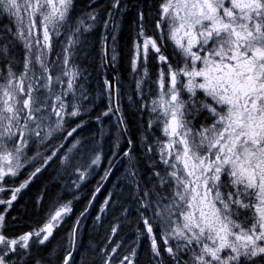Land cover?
Returning <instances> with one entry per match:
<instances>
[{
  "label": "snow or ice",
  "instance_id": "obj_1",
  "mask_svg": "<svg viewBox=\"0 0 264 264\" xmlns=\"http://www.w3.org/2000/svg\"><path fill=\"white\" fill-rule=\"evenodd\" d=\"M132 8L0 0V264H264V0Z\"/></svg>",
  "mask_w": 264,
  "mask_h": 264
},
{
  "label": "trees",
  "instance_id": "obj_2",
  "mask_svg": "<svg viewBox=\"0 0 264 264\" xmlns=\"http://www.w3.org/2000/svg\"><path fill=\"white\" fill-rule=\"evenodd\" d=\"M106 0H101V3H105ZM129 4V11L125 17V22L122 26V33H121V48L123 52V59L120 62V71L123 74L125 83L131 82V66L128 59V53L130 48V39L134 35L133 33V20L135 19V10L132 8V5L137 3V0H127ZM134 87V84H133ZM97 103H100L98 100ZM106 103V100L104 101ZM133 109H127L126 114L130 121V133L133 137H137L139 135L138 127H137V117L132 114ZM122 171V169H121ZM120 173L118 172L117 175ZM115 179V177H113ZM88 224L91 225V220L88 221ZM108 226V221H105V228ZM105 228H99L100 236H97L94 231L91 229L87 230L84 234V242L87 244L89 240H96L99 241L105 235ZM127 231V229H125ZM146 257L143 255L141 256V264H145Z\"/></svg>",
  "mask_w": 264,
  "mask_h": 264
}]
</instances>
